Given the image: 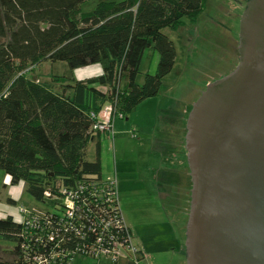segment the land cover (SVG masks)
Returning <instances> with one entry per match:
<instances>
[{
    "label": "trees",
    "instance_id": "16d2710c",
    "mask_svg": "<svg viewBox=\"0 0 264 264\" xmlns=\"http://www.w3.org/2000/svg\"><path fill=\"white\" fill-rule=\"evenodd\" d=\"M88 1L0 0V170L48 206L26 221L0 219V238L15 243L0 251V264H38L41 257L72 264L73 257L100 248V239L126 245L124 230L106 228L124 217L111 183L102 178L101 140L112 135L94 127L108 105L114 123L161 94L178 56L165 30L198 18L205 2L95 0V9L83 12ZM149 49L159 55L157 72L139 84ZM45 62H65L71 70L100 64L103 73L81 80L56 76V86L28 77ZM91 141L94 162L87 160ZM67 198L75 206L71 219L60 203Z\"/></svg>",
    "mask_w": 264,
    "mask_h": 264
},
{
    "label": "rangeland",
    "instance_id": "374dc122",
    "mask_svg": "<svg viewBox=\"0 0 264 264\" xmlns=\"http://www.w3.org/2000/svg\"><path fill=\"white\" fill-rule=\"evenodd\" d=\"M248 1L205 0L198 18L185 20L177 31L165 30L178 56L173 72L163 80V91L125 114L124 119L115 118L111 139L105 135L101 140L102 178L118 183L127 224L140 225L138 237L134 231L135 244L140 238L149 250L152 248L148 252L149 260H141L142 264H187L186 254L179 256L181 246L178 247L173 234L175 224L186 221L183 208L191 200L186 123L192 106L208 83L239 64L240 20ZM96 5L97 1H88L82 11L91 12ZM158 62V53L147 50L139 84L144 82L146 74H156ZM29 72L32 80L56 86L53 81L56 76L81 80L102 75L103 67L97 64L71 70L65 62H45ZM96 159V143L91 141L87 160ZM26 189L24 182L13 185L0 170V219L11 215L20 222L25 217L24 210H48L45 203L35 200ZM14 247V242L0 238V251ZM83 257L78 255L75 264H91ZM90 260L94 264H133L124 259L114 263L106 257Z\"/></svg>",
    "mask_w": 264,
    "mask_h": 264
},
{
    "label": "water",
    "instance_id": "95a60500",
    "mask_svg": "<svg viewBox=\"0 0 264 264\" xmlns=\"http://www.w3.org/2000/svg\"><path fill=\"white\" fill-rule=\"evenodd\" d=\"M239 36V64L186 123L187 264H264V0L248 1Z\"/></svg>",
    "mask_w": 264,
    "mask_h": 264
},
{
    "label": "built area",
    "instance_id": "2783aa9c",
    "mask_svg": "<svg viewBox=\"0 0 264 264\" xmlns=\"http://www.w3.org/2000/svg\"><path fill=\"white\" fill-rule=\"evenodd\" d=\"M113 113H114L113 107L111 105L106 106L103 109V111L100 113L99 123L95 125L94 129L97 131L109 132L112 135L113 119H114ZM120 117L123 118L122 116ZM109 182L111 183L114 189L113 196L119 200V204H120V199L118 194V183L112 180H109ZM47 196L49 197L50 195L47 194ZM60 203L66 206L68 217L71 219L74 215V208H75L73 200L71 198H67L64 203L63 201H61ZM37 212H38L37 210L31 212L24 210L23 214L25 217L22 221L29 220L31 218L30 216L32 215V213L35 214ZM108 227H115L117 229L119 228L120 230L121 229L124 230L128 235L127 240L125 241V243H123L126 245L115 244L112 246V244L106 243L107 246H109L106 247V244L103 243L104 241L100 239L99 240L100 248L93 250L91 254L89 253L85 256H89L97 261H100L102 258L106 257L111 261H113L114 263L119 262L120 258L125 256L126 258L133 260L135 264H140V261L146 258L145 253L134 244V239H135L134 234L130 233V230L125 222L124 217L122 222L112 220V223L106 225V228ZM71 228H73V225H71ZM112 241L114 240L110 239V243H112ZM76 257L72 258V264L76 259ZM37 262L38 264H57L55 257H51V259L48 258L44 259L41 257L37 260Z\"/></svg>",
    "mask_w": 264,
    "mask_h": 264
},
{
    "label": "crops",
    "instance_id": "0c3cea01",
    "mask_svg": "<svg viewBox=\"0 0 264 264\" xmlns=\"http://www.w3.org/2000/svg\"><path fill=\"white\" fill-rule=\"evenodd\" d=\"M209 83H211V81L209 82ZM208 83V84H209ZM110 139H111V137H110ZM190 182H191V177H190ZM191 188H192V182H191ZM190 193H191V190H190ZM190 197H191V194H190ZM191 201V200H190ZM190 201H189V203L187 202L186 203V205L184 206V208H183V211L186 213V215H187V219H186V221L184 222H182V221H178L177 222V224H175V222H174V224L176 225V231L175 232H173V234H174V241L177 243V245H178V247H180L181 246V250H180V252H178L179 253V256H181V255H185L186 254V246H185V242H186V227H187V222H188V215H189V211H190ZM189 204V205H188ZM124 216V215H123ZM125 218V217H124ZM125 222H126V220H125ZM126 224H127V222H126ZM127 226L129 227V228H131V230L133 231V233H134V231H135V234L137 233V228H139L140 227V225L139 224H136V225H134L133 224V226L131 227L129 224H127ZM134 230H133V229ZM138 230H140V229H138ZM144 235V234H143ZM139 235H138V233L136 234V237H138ZM134 237H135V235H134ZM143 237H146V234L143 236ZM140 238H138V239H136V242H137V244H135V239H134V244L139 248V249H141L144 253H145V256H146V258H144V260H143V262H146V261H148L149 260V257H150V255H149V251H152V248H151V250H149L150 249V247L148 246V244H146V242H143L142 243V241L141 240H139ZM142 244H141V243ZM83 258H86L87 260L86 261H88L89 263H91V264H94V262H92V260H90L91 259V257H89V256H85L84 255V257ZM121 259H124V260H127L128 262H129V260H131V259H128V258H126L125 256L124 257H121L120 258V260H119V262L121 261ZM75 261L76 260H74V262H73V264H75ZM83 261H85V260H83ZM131 261H133V260H131ZM119 262H117V263H119ZM143 262H140V264H142ZM96 264H98V263H96ZM133 264H135L134 263V261H133Z\"/></svg>",
    "mask_w": 264,
    "mask_h": 264
},
{
    "label": "flooded vegetation",
    "instance_id": "af4514ba",
    "mask_svg": "<svg viewBox=\"0 0 264 264\" xmlns=\"http://www.w3.org/2000/svg\"><path fill=\"white\" fill-rule=\"evenodd\" d=\"M186 178V177H185Z\"/></svg>",
    "mask_w": 264,
    "mask_h": 264
}]
</instances>
